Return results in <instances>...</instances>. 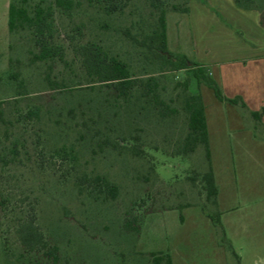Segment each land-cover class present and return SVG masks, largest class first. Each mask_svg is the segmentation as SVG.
<instances>
[{
  "label": "rangeland",
  "instance_id": "obj_1",
  "mask_svg": "<svg viewBox=\"0 0 264 264\" xmlns=\"http://www.w3.org/2000/svg\"><path fill=\"white\" fill-rule=\"evenodd\" d=\"M52 1L28 0V10ZM74 1L80 6L69 14L53 9L52 43L61 47L62 61L30 63L29 50L38 52L32 32L11 36L0 17L5 120L0 121V151L13 145L17 150L14 163L0 160V264H151L150 252H168L173 264H264L260 129L252 130L253 141L235 145L234 128L241 142L251 139L244 134L246 115L219 102L189 69H161L125 35L129 31L140 40L154 28L159 11L149 0ZM110 3L117 11L109 14ZM163 4L169 22L179 16L171 5L180 6L181 0ZM177 31L171 47L188 53L191 68L194 54L185 21ZM84 44L99 45L128 64L140 83L128 99L87 77L76 53ZM207 75L214 77L210 71ZM150 78L157 81L163 107L139 95ZM185 80L187 91L200 94L205 105L220 206L206 201L197 177L207 168L203 148L186 158L174 155L187 130L179 86ZM29 111H38V116L27 119ZM83 120L91 127L95 121L102 133L129 148L137 146L142 154L134 156L127 149L94 153L90 134L81 137L75 126ZM96 176L104 186L117 188L114 200L104 199L100 190L105 187L94 181ZM29 214L46 242L44 249L33 252L24 249L16 232ZM133 218L134 229L125 228ZM54 248L56 261L47 253Z\"/></svg>",
  "mask_w": 264,
  "mask_h": 264
},
{
  "label": "trees",
  "instance_id": "obj_2",
  "mask_svg": "<svg viewBox=\"0 0 264 264\" xmlns=\"http://www.w3.org/2000/svg\"><path fill=\"white\" fill-rule=\"evenodd\" d=\"M128 1V0H125ZM190 0H181L182 4H172L173 12L187 13L188 2ZM200 1V0H199ZM203 1V0H201ZM235 5L245 10H256L260 15V24L264 27V0H233ZM152 7L159 11L157 22L150 33L144 35L142 39H137L131 35L129 31L125 35L135 44L145 48L147 53L151 55L153 61H156L161 69L166 71H182L190 70L192 77L198 84H204L209 88L214 97L219 102H224L229 105L240 104L241 108H246L245 104L239 98L229 99L223 96L217 82L207 75L208 69L196 62L191 61L192 67H188L189 59L176 52H171L167 44V22H166V7H164L163 0H149ZM28 0H10L8 6L7 16V30L12 36L19 31H31L34 39V44L38 47V52L29 50L30 63L47 62L53 59L63 60V51L60 46L54 45L52 40L55 33V20L53 9H59L60 13H71L79 6V2L74 0H53L50 5L43 6L38 4L34 6L32 11L28 10ZM117 11V6L110 3L106 7L107 13ZM10 47V46H9ZM76 53L81 58L82 67L87 77L96 81L97 83L109 85L112 87L119 97L128 99L130 91L134 88L136 83L140 85L139 81L132 78L130 67L128 64L117 57L108 56L103 48L96 44H84L76 49ZM179 86L183 87L184 94L182 96L181 109L186 115V134L183 137L180 145L177 146L175 154L178 157L186 158L194 154L199 147L203 148L204 158L207 162V168L200 171L197 177L199 178L202 189L205 193V199L213 206H218V187L216 185L213 168L211 164V151L209 146V133L207 127V119L205 113V105L200 94H191L187 91L188 80L182 82ZM157 81L153 78L140 86L139 95L142 98L150 97V101L155 102L156 105L165 106L163 100H160L157 94ZM20 95V94H19ZM3 102L0 100V121L4 122V112L2 110ZM175 112V110H172ZM261 113L250 112L252 118L260 121ZM33 115L38 116V111H29L26 118L29 119ZM76 127H80V136L90 134V143L93 146L94 153H103L106 150L117 151L122 153L125 149L132 151L134 156H140L137 146L129 148L127 145H121L119 142L112 140L109 136L101 132L100 127L94 121L91 127L86 120L81 124L75 122ZM136 141L138 136H134ZM16 145L5 148L0 151V160L4 165L12 164L16 161L17 150ZM8 152V154H6ZM9 155V158L7 156ZM195 181V178H191ZM94 181L100 183V187L104 186L102 178L96 176ZM104 190H100L104 199L114 200L117 197V188L115 186H104ZM81 191V189H79ZM97 196H95V199ZM183 206L179 207V220L183 221L181 213ZM212 217V216H210ZM212 219V218H211ZM135 218L125 224V228L134 229L132 223ZM214 221L219 223L218 214L215 215ZM19 242L25 250L29 252L38 251L46 247V242L43 234L35 223V216L29 214L25 219L21 220L16 230ZM56 248L53 251H48V256L56 261L54 255ZM151 264H173L171 255L168 252H150Z\"/></svg>",
  "mask_w": 264,
  "mask_h": 264
},
{
  "label": "crops",
  "instance_id": "obj_3",
  "mask_svg": "<svg viewBox=\"0 0 264 264\" xmlns=\"http://www.w3.org/2000/svg\"><path fill=\"white\" fill-rule=\"evenodd\" d=\"M9 2L0 0V17L4 18L6 26ZM188 9L187 13L175 12L179 16L171 22L166 17L168 49L173 48L172 52L188 58L186 51H176V45L171 47L178 37V24L185 21L191 35L194 62L213 74L224 97L239 98L246 106L241 108L240 104L226 103L246 115L244 134L251 137L241 142L240 131L234 128L237 134L234 144L253 141L252 130L255 128L264 135V112L260 121L254 122L250 114L261 113L264 108V27L260 24L259 12L239 8L233 0H190ZM259 143L264 144V137Z\"/></svg>",
  "mask_w": 264,
  "mask_h": 264
}]
</instances>
